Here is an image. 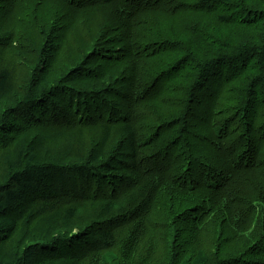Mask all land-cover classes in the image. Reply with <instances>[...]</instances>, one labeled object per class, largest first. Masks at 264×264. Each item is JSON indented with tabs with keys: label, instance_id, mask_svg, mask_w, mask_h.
<instances>
[{
	"label": "trees",
	"instance_id": "obj_1",
	"mask_svg": "<svg viewBox=\"0 0 264 264\" xmlns=\"http://www.w3.org/2000/svg\"><path fill=\"white\" fill-rule=\"evenodd\" d=\"M0 264H264V0H0Z\"/></svg>",
	"mask_w": 264,
	"mask_h": 264
},
{
	"label": "rangeland",
	"instance_id": "obj_2",
	"mask_svg": "<svg viewBox=\"0 0 264 264\" xmlns=\"http://www.w3.org/2000/svg\"><path fill=\"white\" fill-rule=\"evenodd\" d=\"M177 93V92H176ZM168 95H170V92H169V94ZM167 96V95H166ZM162 97H164V96H160V97H158V98H162ZM157 98V99H158ZM195 110H198V108H195Z\"/></svg>",
	"mask_w": 264,
	"mask_h": 264
},
{
	"label": "bare ground",
	"instance_id": "obj_3",
	"mask_svg": "<svg viewBox=\"0 0 264 264\" xmlns=\"http://www.w3.org/2000/svg\"><path fill=\"white\" fill-rule=\"evenodd\" d=\"M232 1V0H231ZM240 3V2H239ZM241 5V4H240ZM243 6V5H242ZM95 85V84H94ZM94 85H92V86H94ZM29 112V111H28Z\"/></svg>",
	"mask_w": 264,
	"mask_h": 264
}]
</instances>
